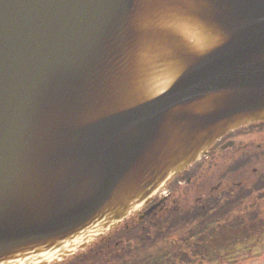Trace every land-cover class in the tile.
<instances>
[{"label": "water", "instance_id": "water-1", "mask_svg": "<svg viewBox=\"0 0 264 264\" xmlns=\"http://www.w3.org/2000/svg\"><path fill=\"white\" fill-rule=\"evenodd\" d=\"M260 121L264 0H0V264L70 256Z\"/></svg>", "mask_w": 264, "mask_h": 264}, {"label": "flooded vegetation", "instance_id": "flooded-vegetation-1", "mask_svg": "<svg viewBox=\"0 0 264 264\" xmlns=\"http://www.w3.org/2000/svg\"><path fill=\"white\" fill-rule=\"evenodd\" d=\"M231 149H235L236 153L229 156L226 152ZM262 166H264V121L230 130L209 147L199 161L170 179L165 185L167 188L165 195L157 193L152 196L146 203L138 206L139 210H135L117 228L92 240L90 244L78 248L74 254L67 257L64 255L63 259H57L54 264H65L68 260L88 254L100 242L107 240V237L114 234L117 229L124 227L128 222L142 223L152 215H156L157 212L166 211V213H170V211H181V209H190L188 212L201 209L202 215L205 212H218L223 214L221 216L225 217V221L230 220L232 222V224L221 228L222 231L220 232L240 231V229L246 227L243 224H238L246 212L258 211L260 217L264 213V208L262 211L260 210L261 206L264 207V198H260V183L264 181V178L260 177V167ZM250 170L257 173V177L250 178ZM201 172L210 173L212 176L209 177L208 182H213L216 185L205 187L206 182L202 183V179L206 177L202 178ZM249 178L250 184L257 183L255 187L249 186ZM196 179L201 180L196 183V192L181 193L179 195H175L176 192H173L174 190L188 188ZM176 184L181 187L178 188ZM228 185L232 186L228 187ZM159 202L161 204L153 210L150 216H143L145 212ZM199 219L202 222H210V224L204 226L206 233H209L211 229L216 230L217 225H215V222L211 224V220H208L207 217ZM260 223L262 225L261 221Z\"/></svg>", "mask_w": 264, "mask_h": 264}, {"label": "trees", "instance_id": "trees-1", "mask_svg": "<svg viewBox=\"0 0 264 264\" xmlns=\"http://www.w3.org/2000/svg\"><path fill=\"white\" fill-rule=\"evenodd\" d=\"M250 174L257 177V173L252 170ZM260 177L264 178V166L260 167ZM256 185L249 184L253 187ZM260 195V198H264V181L260 183ZM200 211L191 210L184 222L177 221L173 211L157 212L142 223L128 222L107 237V240L100 242L93 251L68 260L65 264H200L197 256L199 249L195 243H198L199 235H204V226L210 222L199 221V218L207 217L211 224L225 218L218 212H205L202 215ZM244 215V220H240L239 224L248 225L254 231L258 214L248 211Z\"/></svg>", "mask_w": 264, "mask_h": 264}, {"label": "rangeland", "instance_id": "rangeland-1", "mask_svg": "<svg viewBox=\"0 0 264 264\" xmlns=\"http://www.w3.org/2000/svg\"><path fill=\"white\" fill-rule=\"evenodd\" d=\"M226 153L231 156L232 154L234 155L236 151L235 149H231ZM191 165H189L188 167H190ZM201 176L202 178L206 177L205 179H202V183L206 182L205 187H213L216 185L213 182H208L209 177L212 176L210 173L201 172ZM249 177L254 178L253 176H251V174H249ZM250 178L249 184L251 183ZM199 181L201 180L196 179V181L192 183L188 188L178 189V192H176L175 195H179L181 193L196 192V183ZM177 187L180 188L181 186L177 185ZM166 189L167 188L164 185L163 188L158 190L154 195H156L157 193L165 195ZM187 189L190 191H186ZM263 208L264 207L261 206L260 210L262 211ZM189 210L190 209H181V211H173L175 212L174 214H176L174 216H176L177 221L179 220L184 222V219L189 216ZM134 211H132V213ZM253 213L258 214V221L256 223L257 227L254 231H251V228L247 225V227H245L244 229H240V231H233L224 234V232H220L222 231L221 228L228 224H232V222H230V220L225 221L226 219L223 218L219 222L215 223V225H217L216 230L211 229L209 233L199 235V241L197 244L195 243V247L199 249V254L197 256L199 257L200 264H264V213H262L261 217L260 212L254 211ZM219 214L221 215V213ZM196 216L198 217V215ZM241 219L244 220V217H242ZM260 221L262 222V225ZM193 260L196 261V258H193Z\"/></svg>", "mask_w": 264, "mask_h": 264}, {"label": "bare ground", "instance_id": "bare-ground-1", "mask_svg": "<svg viewBox=\"0 0 264 264\" xmlns=\"http://www.w3.org/2000/svg\"><path fill=\"white\" fill-rule=\"evenodd\" d=\"M206 152H207V150H206ZM77 251V250H76Z\"/></svg>", "mask_w": 264, "mask_h": 264}]
</instances>
